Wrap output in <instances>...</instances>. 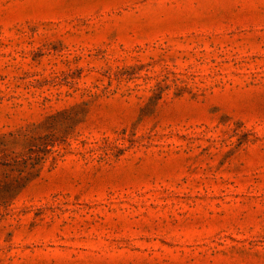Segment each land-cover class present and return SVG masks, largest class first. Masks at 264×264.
<instances>
[{
  "label": "rangeland",
  "instance_id": "1",
  "mask_svg": "<svg viewBox=\"0 0 264 264\" xmlns=\"http://www.w3.org/2000/svg\"><path fill=\"white\" fill-rule=\"evenodd\" d=\"M0 264H264V0H0Z\"/></svg>",
  "mask_w": 264,
  "mask_h": 264
}]
</instances>
